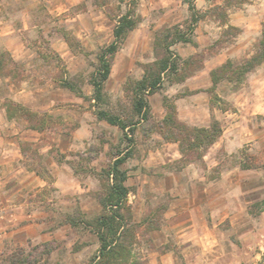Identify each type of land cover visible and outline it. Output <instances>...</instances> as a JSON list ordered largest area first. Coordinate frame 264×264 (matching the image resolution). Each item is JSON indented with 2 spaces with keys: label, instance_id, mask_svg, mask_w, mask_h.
<instances>
[{
  "label": "rangeland",
  "instance_id": "obj_1",
  "mask_svg": "<svg viewBox=\"0 0 264 264\" xmlns=\"http://www.w3.org/2000/svg\"><path fill=\"white\" fill-rule=\"evenodd\" d=\"M134 1L141 21L114 58L108 103L101 104L117 113L130 106L128 82L158 58V31L190 17L188 0H0V262L23 250L40 257L36 264H89L98 238L67 218L101 212L99 173L129 150L123 168L135 219L144 223L138 251L146 264H253L262 258L264 62L241 84L222 79L210 88L213 69L256 50L264 0H196L206 15L196 28L197 43L172 47L192 58L184 64L187 77L164 78L149 97L150 121H141L130 140L98 118L90 78L99 49L114 39L117 19ZM67 80L81 92L65 86ZM165 98L190 126L217 118L222 135L183 155L159 130ZM19 105L37 117L28 120ZM6 143H15L7 155ZM45 243L50 252L39 255Z\"/></svg>",
  "mask_w": 264,
  "mask_h": 264
},
{
  "label": "trees",
  "instance_id": "obj_2",
  "mask_svg": "<svg viewBox=\"0 0 264 264\" xmlns=\"http://www.w3.org/2000/svg\"><path fill=\"white\" fill-rule=\"evenodd\" d=\"M190 17L183 23L165 26L156 34L154 48L158 58L145 66V72L139 79L130 80L126 90L129 93V108L123 113H117L101 104L108 103L105 85L111 74L112 65L117 52L122 47L128 34L141 21L137 13V2L124 14L120 15L114 28V39L102 46L98 53V66L91 74L90 82L94 88L93 99L99 119L106 120L112 125L119 126L124 131V137L132 140L129 134H134L137 125L141 121H150L152 108L149 97L158 92L164 78L168 75H178L184 80L183 70H187L190 59L184 58L172 47L179 42L196 44V28L198 23L205 18V12L196 5V0H188ZM217 8H220L218 5ZM230 28L239 30L229 25ZM14 62V60L11 58ZM264 62V24L261 37L256 44V50L249 57L240 62L228 59L225 63L211 71L214 91L222 79L237 81L240 84L246 79V75ZM68 86L81 92L72 81H64ZM167 113L159 123V130L167 140L178 142L183 155L191 151L206 149L212 145L223 132V127L217 118H213L208 126H190L182 122L177 115V107L165 98ZM27 116L28 120L37 117L29 109L18 106ZM32 127L39 128L32 123ZM131 150L127 153H118L113 162L99 173L103 183V192L98 196L102 210L100 213L76 218L69 215L67 220L72 226L83 225L84 229L95 234L99 240L98 250L91 256L89 264H146L145 258L138 251L142 246V228L144 223L135 219L131 204L129 203L130 189L127 185L128 172L123 168L126 160L131 156ZM145 222V221H144ZM45 251L36 250L38 254L50 252L45 243ZM43 252V253H42ZM40 258V257H39ZM38 256L32 252L25 255L23 250L12 253L3 259L0 264H36ZM253 264H264L262 258Z\"/></svg>",
  "mask_w": 264,
  "mask_h": 264
},
{
  "label": "crops",
  "instance_id": "obj_3",
  "mask_svg": "<svg viewBox=\"0 0 264 264\" xmlns=\"http://www.w3.org/2000/svg\"><path fill=\"white\" fill-rule=\"evenodd\" d=\"M0 33H2V32H0ZM21 51H23V48L21 49ZM9 145H15V143H10V144H7L6 143V146L4 147V151L6 152L5 153V155H7L8 154V149H9ZM14 148H15V146H14ZM33 172H32V180H33V178H34V176H33ZM28 176V178H29V176L31 177V174L30 175H27ZM98 238V237H97ZM99 241V240H98ZM98 248H99V246H98ZM98 248H97V250H98Z\"/></svg>",
  "mask_w": 264,
  "mask_h": 264
}]
</instances>
